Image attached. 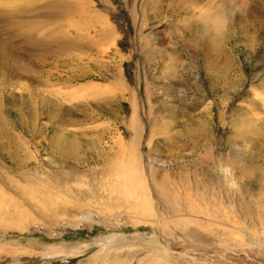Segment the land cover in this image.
Here are the masks:
<instances>
[{
  "label": "rangeland",
  "instance_id": "1",
  "mask_svg": "<svg viewBox=\"0 0 264 264\" xmlns=\"http://www.w3.org/2000/svg\"><path fill=\"white\" fill-rule=\"evenodd\" d=\"M0 264H264V0H0Z\"/></svg>",
  "mask_w": 264,
  "mask_h": 264
}]
</instances>
